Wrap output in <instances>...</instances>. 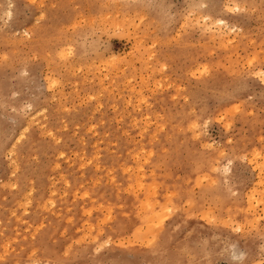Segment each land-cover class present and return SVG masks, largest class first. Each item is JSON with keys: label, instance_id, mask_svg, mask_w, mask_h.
Instances as JSON below:
<instances>
[{"label": "rangeland", "instance_id": "374dc122", "mask_svg": "<svg viewBox=\"0 0 264 264\" xmlns=\"http://www.w3.org/2000/svg\"><path fill=\"white\" fill-rule=\"evenodd\" d=\"M145 2L0 0V264H264V0Z\"/></svg>", "mask_w": 264, "mask_h": 264}, {"label": "snow or ice", "instance_id": "6c2138e0", "mask_svg": "<svg viewBox=\"0 0 264 264\" xmlns=\"http://www.w3.org/2000/svg\"><path fill=\"white\" fill-rule=\"evenodd\" d=\"M33 3H35V0H33ZM142 7H146L150 10H153V11H156L161 17L165 18V19H170V17L168 16V11H169V6L166 5L163 0H146V2L141 5ZM205 5L201 4L199 2V0H193V3H191L189 5V8L192 9V10H198V9H202L204 8ZM230 11H241V9L239 7H236L234 9H230ZM192 13L190 12L189 15H191ZM9 17L11 16V13H8L7 14ZM205 21L207 22L208 21V17L205 16L204 17ZM39 22V21H38ZM218 24L220 25H224L225 24V21L223 19H220L218 21H216ZM260 77L262 79H264V73H260L259 74ZM55 81L52 82V84L50 85V87H54L55 86ZM193 128H196L197 125L193 124L192 125ZM49 135H51L49 133ZM229 163H231V161L229 160ZM225 172L228 171L227 168L224 169ZM226 183V181H224ZM237 231H239V229H236ZM198 246L203 250V249H207L208 247V242L207 241H200ZM99 250V249H97ZM188 249H185V251H187ZM193 264H201L200 261H196V262H193ZM203 264H215L214 261L212 260H206L203 262Z\"/></svg>", "mask_w": 264, "mask_h": 264}, {"label": "bare ground", "instance_id": "6f19581e", "mask_svg": "<svg viewBox=\"0 0 264 264\" xmlns=\"http://www.w3.org/2000/svg\"><path fill=\"white\" fill-rule=\"evenodd\" d=\"M262 169V168H261ZM252 201V200H251Z\"/></svg>", "mask_w": 264, "mask_h": 264}]
</instances>
